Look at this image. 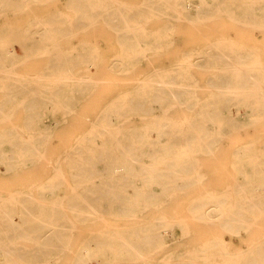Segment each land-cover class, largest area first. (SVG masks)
I'll return each mask as SVG.
<instances>
[{"label":"bare ground","instance_id":"1","mask_svg":"<svg viewBox=\"0 0 264 264\" xmlns=\"http://www.w3.org/2000/svg\"><path fill=\"white\" fill-rule=\"evenodd\" d=\"M100 24L113 51L77 39ZM236 30L264 37V0H0V175L52 180L38 199L0 195V264H264V133L232 149L215 191L199 157L264 122V40ZM241 230L251 240L225 239Z\"/></svg>","mask_w":264,"mask_h":264},{"label":"rangeland","instance_id":"2","mask_svg":"<svg viewBox=\"0 0 264 264\" xmlns=\"http://www.w3.org/2000/svg\"><path fill=\"white\" fill-rule=\"evenodd\" d=\"M127 1H135V0H127ZM62 6V5H61ZM241 7H244L241 6ZM220 26H233L234 23H232L229 20H220V22L217 23ZM103 24L96 26L95 28L90 29L89 31L83 32L81 33V35L77 38V39H81L84 41H92V42H97L100 45V48L102 50H114L115 47L112 44H106L105 43H112L116 40V38L114 37V35H110L111 32L109 30L106 29L105 26H103ZM154 26L151 27L152 31L154 30ZM233 32V34H239L241 37L238 38H243L244 34H250L253 35L254 38L256 40H260V43H262V40H264V37L262 36V32L259 30H251V31H242V30H236V31H231ZM174 39L175 42H177L179 45L183 44L185 41V38L183 37L184 34H187V29H176V30H169L168 32ZM198 41H201L200 37L195 38ZM194 49H193V53L199 52V51H204V45L201 43H195L194 45H197ZM189 47L187 49H190L193 47V44L189 43ZM183 48V45H182ZM79 49V47H78ZM207 52H210L207 51ZM260 61L263 63L264 65V49L262 50L260 57H259ZM217 61H219V58L216 59ZM193 70L195 72V75L198 79L199 82H204L205 78H206V74L203 72V70L201 68H199V66L193 67ZM105 77V76H104ZM205 90L201 89L200 90V95L203 97L205 96ZM95 112V111H94ZM240 113L242 115L243 118H246L249 115V112L243 108L240 110ZM17 120L19 119H15V122H17ZM248 132L250 133H238V134H233V135H229L227 138H224L222 140V142L220 143L219 147L215 150V152L213 154H209L208 151H206L205 149L203 150H199V157L200 159L204 162L203 167H202V172H204L207 175V181L204 182V185H209L211 186V190H217L220 185H222L221 187H223V185L225 186L227 183H230L232 181V176L233 175V169L231 167V151L232 149L236 146L239 145L240 143H242L244 140L256 137L257 135L263 134L264 133V122H262L261 124L257 125L254 128H251L248 130ZM244 134V135H243ZM242 135V136H241ZM205 155V156H204ZM203 158V159H202ZM207 162V163H206ZM1 171H5V166L1 165ZM40 169L38 170V173H36V171L34 169H31L29 171H32V173L35 174H20V175H7V174H2L0 175V195L2 196H8V195H12L15 193H30L32 194L33 199H38V193L37 191L42 190V183L44 185H47L48 182H51V178L48 175H39L40 174ZM206 170V171H205ZM63 179H65L66 182H72L70 177H63ZM71 184V183H70ZM40 185V186H39ZM73 186L72 185H65L63 187L57 188V192H56V196H58L59 198H68L71 195H73ZM75 189V188H74ZM49 190V189H46ZM46 192V191H45ZM197 195V194H196ZM44 198V197H43ZM43 198H40V201L43 202ZM193 197H191V195H187V198L183 199L180 203V209H183V207L185 206L184 201L187 200V205L190 204L191 199ZM7 200V198H5ZM4 200V199H1ZM11 200V199H10ZM45 203H47L45 201ZM65 204V202H64ZM178 206V207H179ZM177 207V208H178ZM64 212H66L65 214L70 215V212H72L71 210L64 208L63 209ZM156 213L153 212L149 215H147V218L151 217V216H155ZM107 222H109L110 225H117L119 224L117 221L113 220V219H108L106 221H100L98 223L99 226L105 225ZM258 225L259 227H264V217H262L259 221H258ZM85 228V227H84ZM217 230V229H216ZM175 232L176 233H172V235L170 236L171 238H175L177 236V233H181V230L179 227H175ZM212 232H221L219 230L217 231H212ZM87 233V229H82L81 230H76L74 237H73V244H72V248L75 251L78 246L80 241L82 240L83 236ZM240 236L243 237L242 239H240V237L238 235H233L231 237H228V235L226 236V240H230L232 241L234 246H238V244H243L244 241H248L251 240L250 238L246 237V231L241 230L240 232ZM246 237V238H244ZM245 245V244H244ZM5 258V256H0V260H3ZM73 257L72 256H68L65 259H63L62 261H51L49 262V264H71V259ZM128 258V257H127ZM163 256H149L145 259H139L138 262L143 263H148V264H163L165 263V261L163 260ZM129 259V258H128ZM124 261L127 260H123V258H117V259H113V261L111 259H109V261L106 264H114V262L116 263H124ZM92 264H96V261L93 260L91 261ZM132 260H128L127 264L131 263ZM187 262H192V260L190 258H187Z\"/></svg>","mask_w":264,"mask_h":264}]
</instances>
